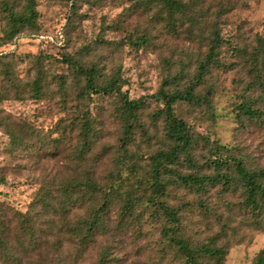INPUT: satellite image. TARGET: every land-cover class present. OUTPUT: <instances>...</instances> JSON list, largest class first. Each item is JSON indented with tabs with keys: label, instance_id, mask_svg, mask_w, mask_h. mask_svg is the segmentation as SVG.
I'll list each match as a JSON object with an SVG mask.
<instances>
[{
	"label": "rangeland",
	"instance_id": "obj_1",
	"mask_svg": "<svg viewBox=\"0 0 264 264\" xmlns=\"http://www.w3.org/2000/svg\"><path fill=\"white\" fill-rule=\"evenodd\" d=\"M36 2L38 30L25 32L9 46L0 47V94L5 95L4 88L9 89L8 100L0 103V115L11 119L12 123L35 129L41 137L60 138L62 144L43 147L35 140L37 148L11 155L10 139L0 127V176L6 180L5 185H0V204H8L24 213L43 182L75 176V167L69 165L67 159L74 158L72 152L78 143V131H73L64 141L62 133L70 127L76 111L72 99L78 95L79 87L73 81L72 71L62 61L64 56L82 58L85 63L98 66L104 76H120L124 82L122 93L128 94L131 100L153 96L162 88L166 77L182 72L181 69L189 77L194 75L197 62L206 52V41L198 35H208L210 23L222 5L225 10L220 12L221 35L247 53L239 57L225 47L221 59L227 66L213 71L207 84L198 89L203 98L207 90H212L210 101L198 105L180 103L176 114L194 128L199 141L194 156L201 162L212 156L211 147L224 146L235 157L244 158L250 168L264 169V91L253 80L248 66L263 36L264 0H206L204 9L210 18L198 17L189 27L191 30L187 29V24L183 25L178 36L170 34L152 14L135 6L133 0ZM5 24L0 15V38ZM143 36L148 45L138 43ZM9 66L20 93L10 89L4 80V70ZM38 70L45 73L49 87L40 101L32 97L29 88ZM60 76H67L71 84L66 97L67 109L59 91ZM91 98L79 106L99 120L97 127L101 135L89 158H100L95 171L101 180L113 170L110 158L117 154L122 133L115 118L119 97ZM244 102L262 111L263 119L240 114L238 107ZM162 109L161 104L149 101L142 118L146 133H136L133 152L149 157L164 147L163 119H158L157 115ZM172 198H175L170 201L172 206L186 210L183 215L185 238L196 245L214 240L224 246L227 255L223 264H253L264 250V232L239 227V221L228 222L227 207L234 208L240 201L239 195L226 196L219 187L210 189L204 197L213 210L209 215L199 210L197 204L201 196L197 193L179 191ZM160 225L149 221L141 229L135 227L121 233L110 244L112 264H170L172 252L163 251ZM98 252L95 248L86 254L84 264H96Z\"/></svg>",
	"mask_w": 264,
	"mask_h": 264
},
{
	"label": "trees",
	"instance_id": "obj_2",
	"mask_svg": "<svg viewBox=\"0 0 264 264\" xmlns=\"http://www.w3.org/2000/svg\"><path fill=\"white\" fill-rule=\"evenodd\" d=\"M133 1L175 36L182 32L183 25L187 24L188 29L198 17L210 18L204 9L206 0ZM223 10L222 5L220 12ZM220 12L212 18L214 21L210 23L208 35H198L206 41V52L197 62L194 75L189 77L181 69L182 72L166 77L162 88L153 96L131 100L128 94L122 93L124 82L120 76H104L98 66L87 64L82 58L64 56L62 61L72 71L73 81L79 87L78 95L72 99L76 111L70 127L62 133L64 141L66 136L71 137L73 131H78V143L72 152L74 158L67 159L69 165L75 167V176L43 182L29 210L24 213L8 204H0V264H84V256L95 248L99 250L96 264H112L111 242L121 233L135 227L143 228V224L149 221L161 224L160 244L163 251L172 252L170 264H223L227 255L224 246L214 240L196 245L183 235L186 210L170 203L179 191L201 196L197 206L206 215L213 212L204 199L210 189L219 187L226 196L239 195V203L234 208L227 207L228 222L239 221V227L264 232V169L250 168L244 158L235 157L224 146L211 147L209 153L212 156L201 162L194 156L199 145L194 128L176 114V106L180 103L198 105L210 101L212 90H207L203 98L198 89L207 84L213 71L227 66L221 59L225 47L239 57L247 53L246 49L221 35ZM0 15L6 23L0 47L9 46L25 32L38 30L36 0H0ZM137 41L140 45H148L144 36ZM248 66L253 80L264 91V29ZM4 80L10 89L20 93L10 66L4 70ZM58 85L67 109L66 97L69 95L68 85H71L68 77H58ZM29 88L35 100L44 99L49 87L43 71H37ZM4 89L6 94H0V103L8 100L9 89ZM115 95L119 97L115 118L122 133L117 154L110 158L113 170L100 180L95 171L100 158H89L101 135L97 127L99 120L92 118L89 110L79 105L85 104L92 96ZM149 101L163 106L157 115L158 119H163L164 147L148 157L133 152L132 148L136 146V133H146L142 118ZM238 109L250 119H263L262 111L254 109L250 102L240 104ZM0 127L10 139L11 155L37 148L38 145L33 143L35 140L43 147L62 144L60 138L41 137L35 129L12 123L11 119L1 115ZM5 184V178L0 176V185ZM253 264H264V250Z\"/></svg>",
	"mask_w": 264,
	"mask_h": 264
}]
</instances>
